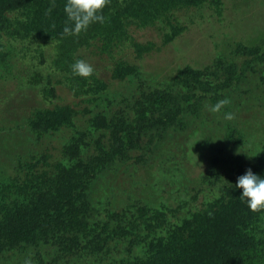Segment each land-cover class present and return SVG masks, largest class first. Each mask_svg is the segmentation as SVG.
<instances>
[{
    "label": "rangeland",
    "instance_id": "obj_1",
    "mask_svg": "<svg viewBox=\"0 0 264 264\" xmlns=\"http://www.w3.org/2000/svg\"><path fill=\"white\" fill-rule=\"evenodd\" d=\"M173 14L177 21L172 23L181 30L172 37L168 19L153 26L131 27L136 42L154 44L141 57L130 42L113 55L96 46L82 50L85 61L108 84L97 100L76 97L59 81L60 73L51 67L53 42L13 40L1 33L0 186L22 164L44 165V158L49 164L73 162L76 157L67 153V145L81 135L78 155L110 149L114 143L111 122L121 116L132 118L141 92L170 88L179 96H193L200 79L230 84L222 97L228 100L225 107L219 113L208 112L207 106L222 100L209 93L200 110L184 118L185 128L170 129L163 141L154 140L151 149L143 141L131 151L129 160L117 161L99 177L92 203L101 218L146 205L168 210L170 216L175 212L172 220H181L225 196L229 183L264 147V64L257 58L264 54V0H205ZM247 50L250 55L245 54ZM119 59L129 61L139 74L124 81L114 78V64ZM233 70L242 71L236 83L229 81ZM34 72L45 77L41 84L27 80ZM195 72L198 79L192 77ZM49 77L55 90L44 93ZM65 104L78 110L74 127L42 135L31 130L29 120L35 109ZM224 113L233 118L225 119ZM98 117H104L106 125L95 126ZM144 151L149 157L142 161ZM3 196L0 189V198ZM36 242L0 247V264H105L111 260L90 253L68 257L57 244ZM126 252L123 246L116 257ZM143 252V245L135 247V254Z\"/></svg>",
    "mask_w": 264,
    "mask_h": 264
},
{
    "label": "trees",
    "instance_id": "obj_2",
    "mask_svg": "<svg viewBox=\"0 0 264 264\" xmlns=\"http://www.w3.org/2000/svg\"><path fill=\"white\" fill-rule=\"evenodd\" d=\"M204 1L108 0L101 10L104 22H94L78 34L66 35L63 32L66 0H0V34L13 40L53 42L51 67L60 73L59 81L74 96L97 100L108 90L107 82L95 69L87 78L71 71L77 59L85 60L83 49L96 46L100 52L113 55L130 42L141 57L152 51L154 44L144 46L136 42L130 33L132 26L148 27L168 19L172 27L169 37L178 35L181 29L172 23L177 21L174 11L200 6ZM247 53L251 52L247 50ZM3 57L0 52V61ZM257 58L264 64V54ZM137 74V68L125 59L114 64L113 77L119 81ZM198 76L197 72L192 75L197 79ZM241 77L242 71L229 72L232 83ZM27 80L41 84L45 77L34 72ZM197 81L200 87L193 96H179L170 88L141 92L133 117L121 116L111 122L114 143L110 149L98 150L94 155H78L79 140L84 136L81 135L67 145V153L76 157L73 162L49 164L44 158V165L17 167L18 172L10 181L0 186L4 193L0 198V247L37 240L38 245L39 241L57 244L68 257L90 253L100 259H111L105 264H264V210L251 211L239 197L242 189L234 186L237 177L249 168L264 175V147L245 171L229 183L225 196L205 203L203 208L181 220H172L175 212L170 216L168 210L146 205L122 215L110 212L101 218L92 203L96 180L114 163L129 160L143 141L151 149L154 140L163 141L170 129L185 128L184 118L200 110L203 98L211 93L215 94L214 98L223 99L230 87L220 80L215 84ZM261 81L264 83V74ZM47 83L44 93L54 92L50 77ZM77 114L78 110L70 104L37 108L29 126L36 134L55 133L74 127ZM94 124L104 126L106 119L98 117ZM146 157L149 156L144 151L142 161ZM138 245H143V254L134 253ZM123 246L126 255L116 257Z\"/></svg>",
    "mask_w": 264,
    "mask_h": 264
},
{
    "label": "clouds",
    "instance_id": "obj_3",
    "mask_svg": "<svg viewBox=\"0 0 264 264\" xmlns=\"http://www.w3.org/2000/svg\"><path fill=\"white\" fill-rule=\"evenodd\" d=\"M107 3L108 0H66L64 5L66 22L63 32L66 35H75L86 30L94 22H104L105 17L101 10ZM71 71L76 76L87 78L93 75L94 68L89 62L77 59L71 65ZM227 103V99L219 100L214 105L207 106V111L219 113ZM224 118L231 120L233 116L231 113H224ZM234 186L242 189L239 197L251 211L264 210V175L254 173L249 168L244 174L237 177Z\"/></svg>",
    "mask_w": 264,
    "mask_h": 264
}]
</instances>
